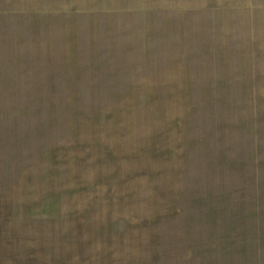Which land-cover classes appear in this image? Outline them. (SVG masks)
<instances>
[{"label":"rangeland","instance_id":"1","mask_svg":"<svg viewBox=\"0 0 264 264\" xmlns=\"http://www.w3.org/2000/svg\"><path fill=\"white\" fill-rule=\"evenodd\" d=\"M0 264H264V0H0Z\"/></svg>","mask_w":264,"mask_h":264}]
</instances>
